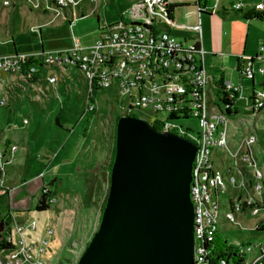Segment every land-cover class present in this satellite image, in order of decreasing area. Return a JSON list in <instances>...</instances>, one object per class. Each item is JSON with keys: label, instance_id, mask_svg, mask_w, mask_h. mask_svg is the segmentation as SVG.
<instances>
[{"label": "built area", "instance_id": "2783aa9c", "mask_svg": "<svg viewBox=\"0 0 264 264\" xmlns=\"http://www.w3.org/2000/svg\"><path fill=\"white\" fill-rule=\"evenodd\" d=\"M17 1L44 14L54 8L56 17L67 19L68 11L83 2L0 0V5L14 8ZM214 2L216 8L219 0H201L207 6L203 10H209ZM170 7L169 0H139L131 8L133 21L120 20L100 27L93 45L85 47L75 38V45L64 51L2 56L0 75L20 73L26 78L23 66L29 61L34 63L27 66L30 74L54 66H74L84 73L90 85L94 82L100 91L114 88L119 103L126 100V105L120 106L119 116L140 117L139 113L149 112L154 116L147 120L160 131L194 143L197 147L191 184L195 208L194 264H213L222 221L242 229L240 217L245 220L264 214V79L261 89L255 91V79L264 78V55L243 62L241 80L251 81L252 89L250 114L242 120L241 90L233 88L231 82L215 88L212 85L206 67L207 52L201 45V19L194 27L177 25L170 16ZM231 11L263 12L264 3L248 7L243 1L234 0ZM80 17L86 18L82 13ZM73 18L72 22L79 20ZM175 28H187L197 35L178 42L170 33ZM258 63L263 66L258 67ZM214 89L218 91V100L213 99ZM0 104L4 106L5 101ZM95 107L89 103L87 112H93ZM192 124L198 129L194 130ZM17 151V146L0 144V204L13 192L5 185V178ZM43 193L48 195L46 191ZM15 214L8 205L2 220L0 242L4 247L0 248V264H60L59 259L56 261L59 254L53 249L55 229L48 228L42 235L37 222L20 220ZM263 227L264 221L244 229L264 235ZM229 245L244 259V264H264V238ZM217 264L227 262L218 259Z\"/></svg>", "mask_w": 264, "mask_h": 264}, {"label": "rangeland", "instance_id": "374dc122", "mask_svg": "<svg viewBox=\"0 0 264 264\" xmlns=\"http://www.w3.org/2000/svg\"><path fill=\"white\" fill-rule=\"evenodd\" d=\"M82 1L68 11V19L78 18L83 9H86L88 17L79 18L80 22L72 24V29L68 19L65 22L56 18L54 8L44 14L31 11L24 2L17 1L14 8L0 5V57L64 51L75 45V38L83 46L90 44L91 40L94 43L100 27L120 20L133 21L131 8L139 0ZM169 1L177 6L174 20L178 25L194 27L198 24V10L192 7L196 0ZM242 1L250 6L264 3V0ZM44 3L47 5L46 1ZM230 3L231 0H222L217 6L219 10L211 11L216 41L221 36L226 45L223 47L218 41L216 54L219 57L214 61L207 57V67L216 78L223 71L225 83L231 82L233 88L241 90L243 98L239 102V115L243 120L251 110L252 82L240 81L235 57L255 59L261 53L264 55V21L246 20L244 12H230L223 20L220 7L229 9ZM39 26L42 27L39 29ZM172 35L177 41H182L197 34L187 28H175ZM5 75H0V102L5 101L4 106L0 104V135L3 134L0 140L3 142L4 137L13 132L18 144L23 145L16 155L14 168L8 172L9 182L18 181L17 188L10 195V207L18 218L37 222L42 235L48 228H54L53 249L59 254L56 261L78 264L101 224L103 205L110 188L107 165L115 146L113 116L114 113L120 115V106H125L126 100L119 103L114 88L103 90L92 103L96 105L93 111L96 115L87 112L91 85L84 73L74 66L47 68L33 84H29L20 73ZM52 78L56 82H51ZM263 79H255L256 92L261 89ZM24 84L29 85L24 87ZM213 99L218 100L216 89L213 90ZM139 114L143 119L154 116L149 112ZM191 126L198 129L195 124ZM87 134L89 137L84 141ZM91 142L93 161L84 168ZM51 168L54 170H49ZM41 173L44 174L36 178ZM55 174L60 175V180L52 184ZM235 177L239 183V177ZM42 191L49 196L50 209L39 213L36 206L44 194ZM262 221L263 213L256 217L248 216L245 220L240 217L242 229L222 221L221 237L232 244L255 242L264 235L245 229Z\"/></svg>", "mask_w": 264, "mask_h": 264}, {"label": "water", "instance_id": "95a60500", "mask_svg": "<svg viewBox=\"0 0 264 264\" xmlns=\"http://www.w3.org/2000/svg\"><path fill=\"white\" fill-rule=\"evenodd\" d=\"M115 142L101 224L78 264H194L196 145L131 116L119 119Z\"/></svg>", "mask_w": 264, "mask_h": 264}, {"label": "crops", "instance_id": "0c3cea01", "mask_svg": "<svg viewBox=\"0 0 264 264\" xmlns=\"http://www.w3.org/2000/svg\"><path fill=\"white\" fill-rule=\"evenodd\" d=\"M220 1H222V0H219V3H220ZM242 1V0H241ZM196 2H197V0H196ZM234 2V0H231V3H230V8L229 9H226V7L225 6H221L220 7V11H222V17H223V20H225V18H224V16H226L228 13H230V12H232L231 11V6H232V3ZM244 2V1H243ZM171 3V2H170ZM248 7H251L249 4H247L246 2H244ZM171 5H173L172 3H171ZM219 5V4H218ZM173 6H175V5H173ZM189 7H190V5H188ZM192 7H196L197 8V10H198V6H196V3L194 4V5H192ZM216 9L217 10H219V8L218 7H216ZM215 9V10H216ZM84 11H82V14H84L85 13V17H88V13H87V11H86V9H83ZM92 14V13H91ZM174 14H175V12H174ZM193 16H195L194 14H193ZM78 17V16H77ZM57 19L59 18V19H63L65 22L67 21V18H61V17H56ZM79 18H81L80 16L78 17V19ZM173 20H174V15H173ZM74 19V18H73ZM184 19V18H183ZM201 19V23H202V29H203V35H202V38H201V45L203 46V48L206 50V52H207V57L209 58V59H211V60H215V59H217L219 56L216 54V52L218 51V49H217V43H218V41L220 42V43H222V45H223V47L226 45V41H224L223 39H222V37L221 36H218L217 37V41H216V37H215V31H214V17L212 16V15H209V14H205V13H199V10H198V21ZM73 20H71V19H68V22H69V25L71 26V29H72V27H73V25L72 24H74L75 22H72ZM175 21V20H174ZM77 22H80L79 20L77 21ZM175 23H176V21H175ZM177 24V23H176ZM45 25V24H44ZM47 25V24H46ZM178 25V24H177ZM182 26V25H181ZM42 26H39V27H37V28H41ZM172 30L173 29H171L170 30V33H171V35H172ZM179 30H181V29H179ZM40 31V30H39ZM173 36V35H172ZM82 38H83V35L81 36ZM175 38V37H174ZM192 38V37H191ZM191 38H183L182 39V41H186L187 39H191ZM176 39V38H175ZM177 40V39H176ZM96 41V40H95ZM95 41H94V43H95ZM178 42H181V41H178ZM93 43V40H91V42H90V44H88V45H86L85 47H88V46H91V45H93L94 44ZM13 45H14V43H13ZM228 47H231V46H228ZM68 50V49H67ZM15 52H16V49H15ZM33 54H37V53H33ZM29 55V54H28ZM258 56H260V55H258ZM220 57H223V55H220ZM244 56H241V57H235V59H236V71H237V59L238 58H243ZM208 58H207V60H206V67H207V63H208ZM245 58V57H244ZM257 58V57H256ZM243 62L244 61H242V65H243ZM261 64L260 63H258L257 64V66L259 67ZM261 66H263V64L261 65ZM207 70H208V73H209V75L211 76V78H212V80H213V87L215 86H217L219 83H220V81L223 79V81L225 82V79H224V73H223V71H222V75L219 77V78H216V77H214L213 75H211V73H210V69L207 67ZM238 72V71H237ZM238 73H240V72H238ZM240 81H241V79H240ZM29 84H33V83H30V82H28ZM23 84V83H22ZM21 84V85H22ZM29 84H24L23 86L24 87H26L27 85H29ZM232 84V83H231ZM214 87V88H215ZM15 128H17V127H15ZM3 136V134H1L0 135V137H2ZM85 136H87V137H84V141H86L87 140V138L89 137L88 136V134L87 135H85ZM2 140V139H1ZM0 140V144L2 143V144H12V145H14V146H17L18 147V151H17V153L22 149V147H23V145H20V144H18L19 142H18V140L14 137V133L12 132V133H10V135L9 136H5L4 137V141L2 142ZM24 144V143H23ZM84 151H85V149H84ZM87 154L89 155V156H87V159L84 161V163H85V165L83 166L84 168L85 167H88V165H90V163H92V161H93V142H91L90 143V145L88 146V149H87ZM17 153H16V155H17ZM57 154V153H56ZM82 163V162H81ZM11 168H14L13 166L11 167ZM55 168V167H54ZM54 168H51V169H49V170H54ZM10 170V169H9ZM9 170H8V172H9ZM80 170V169H79ZM8 172H7V175H6V178H5V185H7V186H9L11 189H13V191L17 188V185H18V181H12V182H9L8 181V179H7V177H8ZM88 172H90V171H88ZM86 173V172H85ZM42 174H44V173H41L39 176H37L36 178H38V177H40ZM43 177H45V176H43ZM54 180H53V182H52V184H54L55 182H57V181H59L60 180V175L59 174H55L54 175ZM41 179H44V178H42L41 177ZM25 183V182H24ZM43 189H44V187H43ZM42 193H43V191H42ZM3 201H5L6 203H1L0 204V208H5L4 210H2V209H0V222L3 220V216H4V214L5 213H7L8 212V205L10 206V198L8 199V197L7 198H4L3 199ZM20 219V218H19ZM20 220H24V219H20Z\"/></svg>", "mask_w": 264, "mask_h": 264}, {"label": "trees", "instance_id": "16d2710c", "mask_svg": "<svg viewBox=\"0 0 264 264\" xmlns=\"http://www.w3.org/2000/svg\"><path fill=\"white\" fill-rule=\"evenodd\" d=\"M215 1H217V0H215ZM214 5H216L215 2L213 3V6L209 10L204 11L203 9H205L207 6L205 4H201V0H197V2H196V6H198L199 13H205V14H209V15H212L211 11H215L216 8ZM176 8H177V6L171 5V7H170V16L171 17H173ZM244 18L246 20L256 19L259 21H264V11L263 12L252 11V12L245 13ZM246 60H248V59L244 58V57L237 59V62H238L237 63V71L238 72L241 71L242 61H246ZM32 64H34V63L29 61L28 65H32ZM28 65L23 66L24 74L26 75V78L30 83H35L40 78L41 74L43 73V70L41 69L37 74H30L29 71L27 73V66ZM224 83L225 82L222 79L220 81L219 85L223 86ZM91 90L92 91H91V94L89 96V103H94V98L98 95L100 90L95 86L94 82L91 84ZM93 115H96V112H93ZM113 117H114V124H115L114 139L116 141V125H117L119 119L121 118V116L116 115V113H114ZM156 127L158 129H160L158 126H156ZM115 153H116V142H115L114 148H112L111 160L109 161V163L107 165L109 181H110L111 170H112L114 159H115ZM103 175L106 177L105 173ZM106 203H107V198H106V201L104 202V205H103L104 209H105ZM49 209H50V204H49L48 195L42 194L39 201H38V204L36 206V211L39 213H42V212H47ZM215 246H216L217 254H216V258H215V261L213 262V264H217L218 259L226 261L227 264H244V259L236 252V250L233 247H231L229 245L227 240H224L221 237V235L217 236ZM3 247H4V245H3V242L1 241L0 242V248H3Z\"/></svg>", "mask_w": 264, "mask_h": 264}, {"label": "bare ground", "instance_id": "6f19581e", "mask_svg": "<svg viewBox=\"0 0 264 264\" xmlns=\"http://www.w3.org/2000/svg\"><path fill=\"white\" fill-rule=\"evenodd\" d=\"M221 235V234H220ZM37 238H42V237H37Z\"/></svg>", "mask_w": 264, "mask_h": 264}]
</instances>
